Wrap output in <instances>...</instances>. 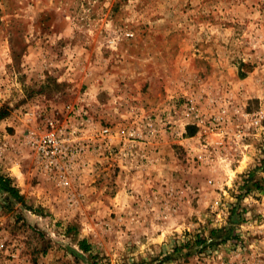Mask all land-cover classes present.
Instances as JSON below:
<instances>
[{"label": "rangeland", "instance_id": "374dc122", "mask_svg": "<svg viewBox=\"0 0 264 264\" xmlns=\"http://www.w3.org/2000/svg\"><path fill=\"white\" fill-rule=\"evenodd\" d=\"M0 108V264H264V0H0Z\"/></svg>", "mask_w": 264, "mask_h": 264}, {"label": "built area", "instance_id": "2783aa9c", "mask_svg": "<svg viewBox=\"0 0 264 264\" xmlns=\"http://www.w3.org/2000/svg\"><path fill=\"white\" fill-rule=\"evenodd\" d=\"M108 132V129L103 131ZM36 157L46 169H57L61 160L68 156V148L65 141L55 129L54 122L50 121L46 133L31 142Z\"/></svg>", "mask_w": 264, "mask_h": 264}, {"label": "trees", "instance_id": "16d2710c", "mask_svg": "<svg viewBox=\"0 0 264 264\" xmlns=\"http://www.w3.org/2000/svg\"><path fill=\"white\" fill-rule=\"evenodd\" d=\"M8 115V111L5 108H0V120ZM0 190L10 194L16 199H22L19 189L13 184L12 179L7 174L1 173L0 171ZM199 240V239H198ZM203 242V241H200ZM85 243L83 242V245ZM87 249V247H85Z\"/></svg>", "mask_w": 264, "mask_h": 264}]
</instances>
